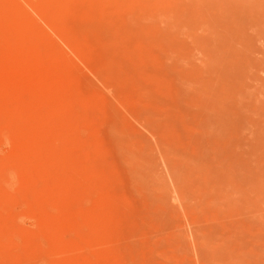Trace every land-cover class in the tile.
I'll list each match as a JSON object with an SVG mask.
<instances>
[{"label":"rangeland","instance_id":"rangeland-1","mask_svg":"<svg viewBox=\"0 0 264 264\" xmlns=\"http://www.w3.org/2000/svg\"><path fill=\"white\" fill-rule=\"evenodd\" d=\"M236 1L256 21L248 45L238 26L254 106L264 0ZM186 3L0 0V264H264V178L211 191L192 170L189 81L207 75Z\"/></svg>","mask_w":264,"mask_h":264},{"label":"bare ground","instance_id":"bare-ground-1","mask_svg":"<svg viewBox=\"0 0 264 264\" xmlns=\"http://www.w3.org/2000/svg\"><path fill=\"white\" fill-rule=\"evenodd\" d=\"M199 1L201 2L200 3L201 5L202 4L208 5L206 3L207 0H199ZM229 2L228 0L224 1V6L228 7L227 9H225L222 5V8L221 7L218 8L220 9V11L218 9L211 10L212 12L215 10L213 13L210 11L211 15H209L210 13L208 11H207L208 15L207 14L205 15V13H207L206 12L207 8L206 10L202 8L201 11L202 12L204 11L205 13L200 14L201 11L199 10L201 5H199L198 3V5L195 6L194 4L197 3L196 0H190V3L189 4L186 3L187 5L185 6L184 4H182V6H184L183 9L180 10L178 9L179 10L178 12L180 14L178 15V20L180 22V23L178 22L180 24V26L178 27L180 28L186 26L185 28L188 29L187 31L188 33H186V35L185 33L183 34L185 35L186 38H188L187 40L188 42L192 38L194 39L197 38L195 40L193 39L192 40L195 41L194 43L195 45H197L198 47L200 46V51L202 52L203 55L202 65L205 68L203 73L204 74L206 73L207 75L205 78L204 77L200 78L201 80L197 79L196 81H189L190 84H192L190 89L192 90L193 93L191 94V107L189 113L191 117L189 114L188 116L189 119L191 120V123L193 122V124H190L189 122L190 128H193L192 130L193 132L189 128L190 129L189 133L192 132L191 133L192 135L190 134L191 137L190 141L192 143H189L191 147L193 146L191 149L192 152H191V160H190L193 167L192 170L199 173V175L202 173L200 177L197 176L198 174L196 172H194L196 173L195 174L196 178L198 177L197 179H199L200 177L199 180L201 181L202 179V183H204V185L207 184V190L209 189L211 191H213L214 186H217V184L219 185L227 181H229L228 185L230 187H234L231 183H233V181L240 174L238 171H236L238 169L249 175H253L255 177L254 180H260L264 178L263 155H257L256 153V151L258 152V150L264 146V138L262 136V133L261 134L258 133L257 130L255 129V127L257 126V120H260L264 125V100H263L264 98L262 97L263 99L260 98L257 99V105L254 104V106H251V102L247 101L246 90L250 88L249 86L253 84L250 82L253 81H249V82L247 81L248 84L250 83L249 85H246L247 83H245V81H241L242 69H244L245 67V66L243 67V61H244L243 54L246 53L248 47L247 43H249V40L251 39L249 37L250 39L248 40L247 36L251 34L250 30H253L251 28L254 27L252 25L253 24L255 25L256 21H253L254 18L251 17L250 14H248L249 11L247 9L245 10L248 11L247 13L243 10V6L238 4L239 2L237 3L236 0H232V1L229 0ZM233 4H235L234 8L236 10L232 8ZM236 5H239L240 7L237 8ZM229 6H232L230 7L231 9L229 8ZM213 8H217V5L216 7L214 6ZM237 9H241L243 13L241 14L240 11L238 14ZM228 10H230L233 13L235 11L236 12L234 14L231 13V15L229 14L230 16H227V21H226L224 19H226L225 16ZM222 12L223 14H220ZM244 12L246 14H244ZM217 13L222 16L218 15ZM182 14H186L187 18L185 15H183V17L185 16L184 19L186 18L185 19L186 21H188L189 19L188 22H185V20L182 19L183 18L181 16ZM202 14L204 17L206 16L205 20L204 17L202 18ZM212 14H214L215 16ZM237 14L241 16L239 17ZM207 16H210L208 18L211 19H208ZM212 16L214 19L212 18ZM247 16L249 17L247 18ZM217 18L218 19L220 18V20H218ZM235 18L236 19L238 18L237 19L238 22L236 21ZM250 18L252 19L250 20ZM200 19L201 20L203 19L202 20L203 22ZM232 19L234 20L233 22H231ZM223 20L229 23L230 26H228V28L227 26H225L224 28L226 29H224V31L218 30L220 24L225 25ZM246 20L247 22L249 21L248 24L246 23ZM214 21L217 22V24ZM235 21L237 23L236 25L237 28L235 26L231 27L232 24L235 23ZM239 21L242 23H240ZM181 22L182 23L185 22V23L182 25ZM210 22L213 23L211 24ZM227 23L226 25H228ZM240 24L241 25L243 24L244 26L243 25L242 26L245 27V29L249 26L250 29V30L248 29L250 31V32L248 31L249 34L247 33V29L244 30ZM238 26L242 28L241 32H245L247 34V35L245 34V37H244V33L238 31L240 30ZM179 28L177 30L181 29ZM182 30H184V28H182ZM182 30L181 32H184ZM189 33L191 39L188 37L189 35H187ZM178 35L179 37H182L181 33ZM239 36L244 37V39L247 41V42L245 41L247 45L244 43L243 37L240 40ZM184 38L183 39L178 38V39L184 40ZM177 42H178L176 43L178 44L177 50H179V48H182V50L180 49L182 52L180 50L176 52L177 54L176 56H178L176 57L178 58L176 60L179 61L180 59L181 61L182 59L181 62H184L183 50L184 48H187L188 44H190L191 42L187 44L186 41H183L184 43H186L187 47L183 42L182 43L181 41L180 42L177 41ZM182 44L184 45L182 46ZM252 49L250 48L251 51ZM181 55H183V57ZM249 57L247 56L246 59ZM180 61L179 63H181ZM183 72H185V70ZM177 76H179V74ZM189 78L191 79V76ZM183 80L185 79L183 78ZM178 82L181 83L180 88L183 89V87L185 86L184 83L180 82L179 80ZM260 82H264V81H260ZM254 83H258V81L257 82L254 81ZM188 93L189 91L186 92V94ZM186 94H184V96ZM249 137H251L250 140H248ZM202 146L203 149H201ZM235 149H243V152L240 154H234L232 152ZM207 150H209L210 154L207 152ZM209 155L210 157H207ZM203 156H204V160L205 158L206 160L209 159V161L207 160L208 163L206 160L205 162L202 159ZM202 160L204 161V163L202 162ZM239 160H241V163L238 162ZM233 166H238V168L231 169V167ZM192 178L194 179L195 177ZM199 186L201 187L202 185ZM256 188L258 187H254V189ZM211 191L208 192L211 193Z\"/></svg>","mask_w":264,"mask_h":264}]
</instances>
